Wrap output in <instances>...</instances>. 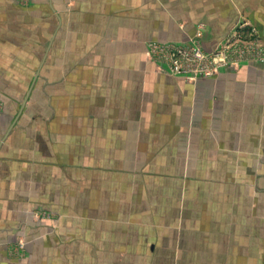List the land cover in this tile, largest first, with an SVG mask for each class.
Returning a JSON list of instances; mask_svg holds the SVG:
<instances>
[{
  "label": "crops",
  "instance_id": "0c3cea01",
  "mask_svg": "<svg viewBox=\"0 0 264 264\" xmlns=\"http://www.w3.org/2000/svg\"><path fill=\"white\" fill-rule=\"evenodd\" d=\"M242 20L264 35V0H0V264H264V65L190 82L145 56Z\"/></svg>",
  "mask_w": 264,
  "mask_h": 264
},
{
  "label": "rangeland",
  "instance_id": "374dc122",
  "mask_svg": "<svg viewBox=\"0 0 264 264\" xmlns=\"http://www.w3.org/2000/svg\"><path fill=\"white\" fill-rule=\"evenodd\" d=\"M13 2V5L17 8H22L23 10H29L32 8H36V6H40L41 0H10ZM74 0H67V6L71 7L73 4ZM34 6V7H33ZM244 27L243 29L245 30L244 34L240 36V40H236L234 42V45H231L228 47L229 43L226 44L224 41L228 39V35L222 37L215 49L213 51H207L204 48V33H205V28L204 25H199L196 33L201 30L202 36L198 40V48H199V53L198 56H191L189 59L188 63H185L183 65V72L182 74L175 75L174 73L171 72L168 63L172 62L171 56L166 52L165 54H160L159 56H154L153 58L149 59L147 55V48L148 45L153 44V43H172V44H179L176 42H151L147 45L146 48V59L152 63L155 64V69L158 73L161 74H166V75H172V76H177V77H182L184 79L187 78L188 73H197L201 77L198 78L204 79V75L208 73H214L212 77H216L220 75L223 71H238L240 68L243 66H254L258 64L264 65V35L260 34L256 30L255 24L250 21V20H242L240 23H238L236 27ZM195 33V35H196ZM231 34V33H230ZM194 35V36H195ZM191 37V39L185 43L184 45H187L190 43V41L194 38ZM182 45V44H179ZM224 52V59H221V63L214 62L213 64V58L217 59L220 57V54ZM209 77V78H212ZM188 80V79H187ZM195 81H190V82H196ZM189 81V80H188ZM2 93H4L3 89H0V114L4 113L7 109V104H9L8 100H4L2 98ZM59 219H56L58 218ZM53 216L50 213L47 212H37L32 214V218L40 222L42 220H51L53 217H55L57 224H55L54 228H52V234L53 236H56V238L61 239L62 242L68 239L70 237H74L76 235L75 232H71L70 236L66 237L64 236V233L67 232V229L71 226L74 227L73 224L70 225V223H74L75 221H70V220H75L77 217L74 218L73 215L69 219H67V223L69 225L65 224H60V221L63 222L62 217L63 215H58ZM66 217V216H65ZM60 229H63V231H60ZM59 231L61 232V235L59 234ZM28 247H29V242L25 238H20L18 241L15 243H10L7 245V255L9 259L11 260H17L21 259L23 257H26L28 253Z\"/></svg>",
  "mask_w": 264,
  "mask_h": 264
},
{
  "label": "built area",
  "instance_id": "2783aa9c",
  "mask_svg": "<svg viewBox=\"0 0 264 264\" xmlns=\"http://www.w3.org/2000/svg\"><path fill=\"white\" fill-rule=\"evenodd\" d=\"M244 27H236L231 34L228 35V39L226 41H224V43L228 44V47H230L231 45H234V42L236 40L237 37V41L240 40V36H242L245 32V30L243 29ZM202 36L201 30H199L196 35L194 36V38L190 41L189 44L187 45H179V44H172V43H163V44H159V43H153L148 45L147 48V55L148 58L151 59L154 56H159L160 54H165L166 52L171 56L172 58V62L168 63L169 67L171 66L170 70L172 73H174L175 75L178 74H182L183 72V65L185 63L189 62V59L191 56H198L199 53V48H198V40L200 39ZM224 52H222L220 54V57H218L217 59L213 58V64L214 62L217 63H221V59H224ZM214 75V73H208L205 74L204 77L205 78H209L212 77ZM201 77L199 74L197 73H188L187 74V78L189 81H195L198 80V78Z\"/></svg>",
  "mask_w": 264,
  "mask_h": 264
}]
</instances>
